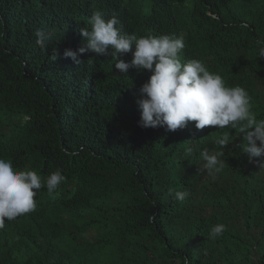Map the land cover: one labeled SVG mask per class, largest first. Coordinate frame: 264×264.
<instances>
[{"label": "trees", "instance_id": "1", "mask_svg": "<svg viewBox=\"0 0 264 264\" xmlns=\"http://www.w3.org/2000/svg\"><path fill=\"white\" fill-rule=\"evenodd\" d=\"M95 10L137 38L182 37L181 60L245 88L264 119V0H0V158L43 183L34 211L5 218L0 264H264V158L242 152L239 127H139L150 73L115 68L131 51L63 55L83 46ZM204 149L223 153L221 172L203 167ZM58 169L66 179L49 195ZM218 223L226 231L209 239Z\"/></svg>", "mask_w": 264, "mask_h": 264}, {"label": "clouds", "instance_id": "2", "mask_svg": "<svg viewBox=\"0 0 264 264\" xmlns=\"http://www.w3.org/2000/svg\"><path fill=\"white\" fill-rule=\"evenodd\" d=\"M90 24L91 30L80 29L83 46L76 51L66 49L63 55L80 64L82 61L78 56L85 52L116 58L117 54L131 51L132 60L116 59L115 68L121 73H127L130 68L150 73L139 90L140 98L136 100L139 127H164L167 131H176L187 127L188 122H195L197 130L208 126H218L219 129L239 127L244 141L242 152L249 160L264 158V119L258 120L251 112V97L247 90L239 85L227 86L221 75L209 71L200 60L182 61L179 56L185 47L182 37L147 35L137 38L135 34L123 31L115 15L106 20L100 10L93 11ZM34 36L36 44L47 49L51 34L37 29ZM258 45L257 54L264 58V41H258ZM54 58H57L56 53ZM229 141L230 136L225 132L215 143L226 146ZM187 151L191 153L192 149L189 147ZM222 155V152L207 149L200 152L203 167L210 175L225 167ZM261 167H264V160ZM65 179L59 169L50 173L46 179L48 194L52 195ZM42 186V179L35 171L16 170L9 160L0 158V228L4 227L5 218L11 221L34 211L37 207L35 197ZM169 194L179 201L188 195L186 191L173 192L172 189ZM225 231L224 224H215L210 228L208 238H219Z\"/></svg>", "mask_w": 264, "mask_h": 264}]
</instances>
